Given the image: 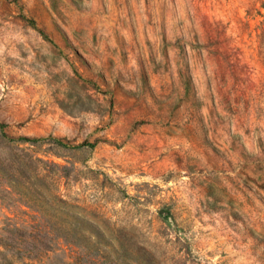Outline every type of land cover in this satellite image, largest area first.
I'll use <instances>...</instances> for the list:
<instances>
[{
	"label": "rangeland",
	"instance_id": "374dc122",
	"mask_svg": "<svg viewBox=\"0 0 264 264\" xmlns=\"http://www.w3.org/2000/svg\"><path fill=\"white\" fill-rule=\"evenodd\" d=\"M20 199L112 255L264 264V0H0V264H92L7 251Z\"/></svg>",
	"mask_w": 264,
	"mask_h": 264
},
{
	"label": "trees",
	"instance_id": "16d2710c",
	"mask_svg": "<svg viewBox=\"0 0 264 264\" xmlns=\"http://www.w3.org/2000/svg\"><path fill=\"white\" fill-rule=\"evenodd\" d=\"M27 207L38 213L37 221L29 225L26 230L7 224V251L18 257L28 258L33 254L39 256L51 250L53 242L62 239L65 243H72L85 249L88 255H95L92 264H150L151 257L147 253H138L134 257L127 248L112 255L103 249L100 239L101 231L96 230L92 240V233L86 231L83 220L68 208L64 199H20ZM142 255V259L140 258ZM35 256V255H34ZM9 259L7 258V264ZM85 264H91L88 260Z\"/></svg>",
	"mask_w": 264,
	"mask_h": 264
}]
</instances>
